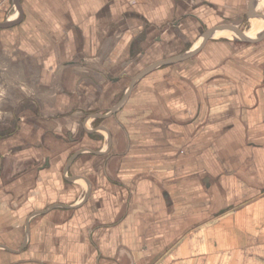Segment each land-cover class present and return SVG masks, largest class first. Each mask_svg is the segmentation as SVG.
I'll use <instances>...</instances> for the list:
<instances>
[{
  "label": "crops",
  "instance_id": "crops-1",
  "mask_svg": "<svg viewBox=\"0 0 264 264\" xmlns=\"http://www.w3.org/2000/svg\"><path fill=\"white\" fill-rule=\"evenodd\" d=\"M0 264H264V0H0Z\"/></svg>",
  "mask_w": 264,
  "mask_h": 264
},
{
  "label": "rangeland",
  "instance_id": "rangeland-1",
  "mask_svg": "<svg viewBox=\"0 0 264 264\" xmlns=\"http://www.w3.org/2000/svg\"><path fill=\"white\" fill-rule=\"evenodd\" d=\"M258 11H263L262 9H257ZM252 24H254L253 22H252ZM253 27V25H250V27ZM249 27V28H250ZM248 28V29H249ZM251 29V28H250ZM249 29V30H250ZM252 30V29H251ZM243 47H247V46H243ZM243 47H240V48H243ZM239 48V49H240ZM244 50H247L246 48H243ZM216 53H217V55L219 56V58H217V59H215V58H213V64L215 63V61H217V63H219V62H224V63H226V64H228V63H238L239 65H246L247 64V62H246V60H249V58H245L244 57V55H241L237 50H235L234 48H228V49H226L225 51H224V53L222 52L221 53V56H220V51L217 49L216 50ZM238 56V57H237Z\"/></svg>",
  "mask_w": 264,
  "mask_h": 264
},
{
  "label": "water",
  "instance_id": "water-1",
  "mask_svg": "<svg viewBox=\"0 0 264 264\" xmlns=\"http://www.w3.org/2000/svg\"><path fill=\"white\" fill-rule=\"evenodd\" d=\"M256 15V14H255ZM257 16V15H256ZM221 31L222 33H230V34H234V35H238L239 38L241 40H244V41H247V40H251L253 39L252 37H249V36H246L245 34L241 33V32H238L236 30H233V29H229V28H225V27H220V28H215L214 30H208L207 32L204 33V35L207 33H210V32H213V31ZM201 41H199L198 43H200ZM191 53V52H190ZM188 56V54H184V55H181L180 57H176L175 59H182L183 57H186Z\"/></svg>",
  "mask_w": 264,
  "mask_h": 264
},
{
  "label": "bare ground",
  "instance_id": "bare-ground-1",
  "mask_svg": "<svg viewBox=\"0 0 264 264\" xmlns=\"http://www.w3.org/2000/svg\"><path fill=\"white\" fill-rule=\"evenodd\" d=\"M257 8H259V9H262V10H263V4H262V5L258 4V5H257ZM253 22L255 23V25H256V26H258V25H257V21H256V20H254ZM224 34H226V35H229L228 33H224Z\"/></svg>",
  "mask_w": 264,
  "mask_h": 264
}]
</instances>
